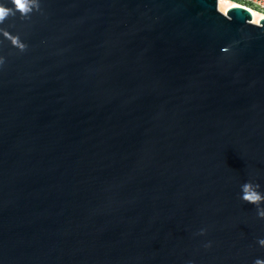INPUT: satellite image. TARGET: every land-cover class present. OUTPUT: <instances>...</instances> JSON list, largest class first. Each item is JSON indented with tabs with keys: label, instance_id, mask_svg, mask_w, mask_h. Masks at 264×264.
I'll return each mask as SVG.
<instances>
[{
	"label": "water",
	"instance_id": "1",
	"mask_svg": "<svg viewBox=\"0 0 264 264\" xmlns=\"http://www.w3.org/2000/svg\"><path fill=\"white\" fill-rule=\"evenodd\" d=\"M38 2L0 23V264L264 259V19Z\"/></svg>",
	"mask_w": 264,
	"mask_h": 264
},
{
	"label": "clouds",
	"instance_id": "2",
	"mask_svg": "<svg viewBox=\"0 0 264 264\" xmlns=\"http://www.w3.org/2000/svg\"><path fill=\"white\" fill-rule=\"evenodd\" d=\"M13 8L0 5V23H3L10 15H15L16 12L20 13L21 16H28L33 10H39L38 0H11ZM13 44L19 50L23 51L26 45L19 41V38L13 40ZM222 51H227V48L222 49ZM0 59V63H2ZM259 184H253L251 182H246L241 186V199L247 203L257 206V215L264 219V207L260 205L264 204V193L259 191ZM258 244L264 247V239L258 240ZM254 264H264V259L257 258Z\"/></svg>",
	"mask_w": 264,
	"mask_h": 264
},
{
	"label": "built area",
	"instance_id": "3",
	"mask_svg": "<svg viewBox=\"0 0 264 264\" xmlns=\"http://www.w3.org/2000/svg\"><path fill=\"white\" fill-rule=\"evenodd\" d=\"M230 1L233 3V6H241L247 8L252 13L253 17L254 14H257L260 16L259 20L264 19V0H230Z\"/></svg>",
	"mask_w": 264,
	"mask_h": 264
},
{
	"label": "rangeland",
	"instance_id": "4",
	"mask_svg": "<svg viewBox=\"0 0 264 264\" xmlns=\"http://www.w3.org/2000/svg\"><path fill=\"white\" fill-rule=\"evenodd\" d=\"M232 2L230 0H224L221 4L219 1V5H221V11L225 12L229 7L232 6Z\"/></svg>",
	"mask_w": 264,
	"mask_h": 264
},
{
	"label": "bare ground",
	"instance_id": "5",
	"mask_svg": "<svg viewBox=\"0 0 264 264\" xmlns=\"http://www.w3.org/2000/svg\"><path fill=\"white\" fill-rule=\"evenodd\" d=\"M219 1H220V3L222 4L224 0H219ZM232 6H233V4H232ZM219 9L221 10V5H219ZM259 19H260V16L257 15V14H254L253 21H254L255 23H257V22L259 21Z\"/></svg>",
	"mask_w": 264,
	"mask_h": 264
}]
</instances>
